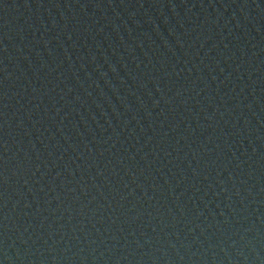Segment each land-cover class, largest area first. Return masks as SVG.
Masks as SVG:
<instances>
[{
    "label": "water",
    "instance_id": "obj_1",
    "mask_svg": "<svg viewBox=\"0 0 264 264\" xmlns=\"http://www.w3.org/2000/svg\"><path fill=\"white\" fill-rule=\"evenodd\" d=\"M0 264H264V0H0Z\"/></svg>",
    "mask_w": 264,
    "mask_h": 264
}]
</instances>
